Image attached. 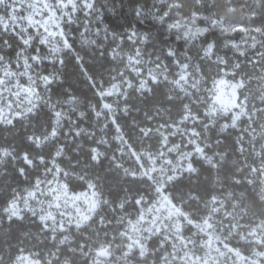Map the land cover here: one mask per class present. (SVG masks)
<instances>
[{"label": "trees", "instance_id": "obj_1", "mask_svg": "<svg viewBox=\"0 0 264 264\" xmlns=\"http://www.w3.org/2000/svg\"><path fill=\"white\" fill-rule=\"evenodd\" d=\"M109 6L115 16L106 11ZM99 7L105 8L99 25L106 33L97 42L70 37L69 47L38 65L39 72L56 77L41 96H50L70 118L57 123L47 104L38 102L34 114L14 126L0 125V148L15 157H0V264H10L20 249L35 253L42 264H93L102 247L115 264H178L162 234L146 238L142 251L129 248L127 232L141 206L160 194L154 178L143 172L148 155L160 149L165 136L181 143L191 130L205 157L193 155V169L167 180L163 192L194 221L208 214L214 197L221 200V216L239 223L238 233L245 224L264 221L259 166L264 159V0H97ZM137 7L146 10L142 17L134 14ZM153 15L163 16V23ZM131 31L151 64L161 65L167 75L149 78L144 88L136 83L104 93L128 72L125 52L114 49L133 47L126 40ZM40 47L32 44L29 53ZM20 49L24 44L17 34L0 31V53L14 58ZM184 63L199 79L189 88L176 81ZM225 70L243 81L239 92L250 110L237 125L206 111L211 82ZM69 96L77 97L72 106L64 104ZM53 127L58 134L50 137ZM30 136L43 141L40 147ZM56 168L72 191L94 186L100 195L95 212L67 230L51 229L31 213L8 219L9 202ZM193 229L184 224L182 233L190 237Z\"/></svg>", "mask_w": 264, "mask_h": 264}, {"label": "rangeland", "instance_id": "obj_2", "mask_svg": "<svg viewBox=\"0 0 264 264\" xmlns=\"http://www.w3.org/2000/svg\"><path fill=\"white\" fill-rule=\"evenodd\" d=\"M46 2L47 0H39L40 6L28 13L33 16L31 26L21 22L20 29L16 30L21 39H27L32 35L34 39L31 45H41L38 51L32 53H29L30 49L24 45L21 56L25 54L31 56L35 53L42 59H53L58 56L62 48L70 46V37L81 42L89 40L94 42L98 35L106 33L105 27L100 26V22L96 20L95 13L92 16H85L83 13L77 16L73 8L75 22L69 23L64 16L66 9L62 0H56L59 5V15H56L50 2L45 8ZM35 3L36 0H33V4ZM36 13L41 14L37 16ZM29 27L30 33L23 31L24 28ZM7 31L14 33L12 28ZM42 37L48 39L47 45L40 42ZM136 37L137 33L134 31L126 36V40H129L133 46L127 51L115 47L114 52L121 54L125 52L128 72L123 79L106 88L104 93L125 91L128 86L136 83L139 87L143 85L144 88L147 87L149 78L155 80L159 75H167L161 65L151 64L139 45L135 43ZM120 40L121 37L118 38L119 44ZM124 43L127 44V41ZM177 70L176 81L184 88L191 87L199 80L189 63L180 64ZM242 85L241 79L236 80L229 71H222L211 82L207 114L211 118H223L224 124L231 125H237L240 120L250 117L249 106L244 97L240 96ZM12 110L19 109L14 107ZM8 118L10 117H5L6 120ZM175 130L176 128L173 131ZM193 155L205 157L203 146L192 130L188 131L181 143H171L165 136L160 149L148 155V167L143 168V172L151 179L154 178L160 194L155 201L143 204L139 214L131 220L127 232L129 248L138 247L143 251L145 239L154 233H160L172 243V257L178 264H264V221H258L250 226L245 224L238 233L239 223L234 222L233 218L223 215L225 219L221 216V200L216 197L210 201L208 214L202 220L194 221L161 189L167 180L193 169L191 162ZM259 166L264 184V159ZM38 181L39 184L31 185L10 201L13 202L14 207L9 208V204L7 205L9 214L17 211L20 215L35 214L39 219L43 216L42 222L47 227L67 230L71 225L77 226L85 222L100 204V195L92 184L84 190L72 191L67 187L58 168L48 171ZM30 190L35 195H29ZM187 223L194 228L190 237L182 233V228ZM24 254H33L27 264H36V261L42 264L35 253L24 252ZM108 256L109 251L104 247L100 248L93 264H115L107 261Z\"/></svg>", "mask_w": 264, "mask_h": 264}, {"label": "snow or ice", "instance_id": "obj_3", "mask_svg": "<svg viewBox=\"0 0 264 264\" xmlns=\"http://www.w3.org/2000/svg\"><path fill=\"white\" fill-rule=\"evenodd\" d=\"M49 2L56 11V15H59V5H57L56 0H47L44 7L47 8ZM62 3L66 9L64 16L69 23L75 22L73 8H75L77 16L81 13L85 16H92L95 13L97 21L103 22L104 20L105 8H97V0H72V2H70V0H62ZM77 5H79V7H77ZM39 6V0H36L35 4H33V0H0V31H7L9 28H12L14 34H17L16 30L20 29L21 22L31 26L33 23V16L28 13H31L34 8ZM106 11L113 16L117 14L116 9L111 6L107 7ZM142 11L146 10L137 7L134 14L139 16ZM40 14L41 13H36L37 16ZM249 15H255V12L249 13ZM163 21L164 17L162 16L161 23H163ZM23 31L30 33L31 28H24ZM61 35H63L62 32ZM33 39L34 37L29 35L27 39H21V42L31 49V41ZM40 42L47 45L48 39L42 37ZM20 52H23V49H20L14 58H6L4 54L0 53V125L7 124L9 126H14L16 120L34 114L40 106L37 102L47 104L57 123L60 122L61 118H70L68 117L67 111L52 102L50 96L45 98L40 94L41 89L51 91V85L56 79L53 75H44L42 72L38 71V65L43 63L44 60L35 53L31 56L27 54L21 56L19 54ZM6 96L7 99H5ZM76 100L77 97L69 96L65 99L64 104L72 106L75 104ZM14 107L19 110L13 111L12 109ZM73 110L75 109L73 108ZM80 115L82 116L83 112H81ZM6 116L10 118L6 120ZM57 134L54 127L49 130L50 137H55ZM79 134L80 132L77 130L76 135ZM44 139L47 140L48 137H44ZM32 140L37 141L40 140V138L32 137ZM59 153L61 154V152ZM0 157L15 158L8 148H0ZM25 157L31 160L27 154L24 155V159ZM20 171L23 172L24 170L20 169ZM64 175V173H61V176ZM39 183L40 182L37 180L34 182V185ZM29 195H35V193L30 190ZM13 207V202H9V208ZM9 208L5 209L6 213L9 211ZM8 219H22V217L19 212L12 211ZM40 219L43 221L44 217L42 216ZM32 255L33 254L25 255L23 249H20L10 264H27L28 259H30ZM0 259H3V257L0 256ZM64 264H68V262L65 261Z\"/></svg>", "mask_w": 264, "mask_h": 264}, {"label": "clouds", "instance_id": "obj_4", "mask_svg": "<svg viewBox=\"0 0 264 264\" xmlns=\"http://www.w3.org/2000/svg\"><path fill=\"white\" fill-rule=\"evenodd\" d=\"M165 15H166V13H165ZM139 16L142 17L143 16V13H140ZM152 18L155 19L157 22H161L162 16H155V15H153ZM141 87H143V85H141ZM104 107L105 108H108L109 105L108 104H104ZM97 114H99V113H97ZM31 140H32V137L30 136L29 137V141H31ZM42 143H43V141L37 140L36 141V146L37 147H40V145ZM93 152L95 153L96 152V149H93ZM59 154H60L59 152L56 153L57 156H59ZM92 160L96 161L97 163L99 162L96 155H93L92 156ZM25 162L28 163L29 165H31V163H32V161L31 160H28L26 157H25ZM36 264H39V261H36Z\"/></svg>", "mask_w": 264, "mask_h": 264}]
</instances>
